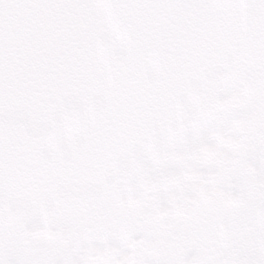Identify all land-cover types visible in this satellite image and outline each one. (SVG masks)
I'll list each match as a JSON object with an SVG mask.
<instances>
[{
    "label": "snow or ice",
    "instance_id": "obj_1",
    "mask_svg": "<svg viewBox=\"0 0 264 264\" xmlns=\"http://www.w3.org/2000/svg\"><path fill=\"white\" fill-rule=\"evenodd\" d=\"M0 264H264V0H0Z\"/></svg>",
    "mask_w": 264,
    "mask_h": 264
}]
</instances>
